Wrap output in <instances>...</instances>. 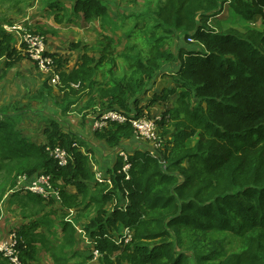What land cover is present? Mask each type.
<instances>
[{
  "label": "trees",
  "instance_id": "trees-1",
  "mask_svg": "<svg viewBox=\"0 0 264 264\" xmlns=\"http://www.w3.org/2000/svg\"><path fill=\"white\" fill-rule=\"evenodd\" d=\"M0 1L13 11L35 0ZM57 4L44 2L52 10ZM225 4L253 26L264 27V0H161L130 15L135 23L124 51H118L115 37L102 35L100 50L90 52L85 46L72 70L53 54L64 113L85 98L81 111L102 115L116 110L130 119L145 117L144 106H166L158 122L159 135L168 145L164 157L143 149L126 152L130 168L124 172L125 162L118 157L108 170L111 185L95 183L90 157L81 149L85 143L79 145L76 135L65 132L58 121L40 115L46 122V142L41 143L27 131L39 129L21 122L33 110L31 104L0 109V220L6 195L24 200L22 209L33 216L29 226L17 231L24 264L35 243L49 244L36 229H52L45 211L56 198L28 192L24 199L22 192L9 191L19 176L34 179L42 174L50 175L60 192L56 200L65 214L62 249L72 250L78 243L75 225L65 220L67 210L75 209L79 220L93 209L84 231L100 254L99 264H188L184 249L193 252L196 264H264V29H212L211 19ZM72 11L85 21L99 20L117 34L118 25L102 0H75ZM139 37L144 49L137 47ZM180 38H193L204 50L180 45L174 53ZM15 41L0 26V80L28 58ZM174 64L178 69L169 74L172 86L155 92L143 105L157 77L167 76L166 68ZM46 90L47 84L32 99L40 107L50 95ZM134 137L129 123H111L95 132L96 140L113 149ZM58 146L69 154L65 167L47 151ZM43 212L48 215L44 219L38 217ZM126 229L133 232L129 243L122 241ZM232 239L237 242L234 249ZM0 264H9L1 254Z\"/></svg>",
  "mask_w": 264,
  "mask_h": 264
},
{
  "label": "rangeland",
  "instance_id": "rangeland-1",
  "mask_svg": "<svg viewBox=\"0 0 264 264\" xmlns=\"http://www.w3.org/2000/svg\"><path fill=\"white\" fill-rule=\"evenodd\" d=\"M102 1L105 2V0H102ZM106 1H112V0H106ZM159 1H161V0H120L119 3L116 2L114 5H111L112 3L109 4V6H108L110 8L109 10L112 12H116L118 10V8L121 9L120 15H119L120 19L116 20L117 21L116 24L119 26L118 29L121 31L120 34L122 33V35H116L115 36L116 44L118 46V51H124L125 50V47L128 44V40H129V38H127L126 35L128 33H130V31L133 29V25L135 23V16H130V15L132 13L141 12L144 9L145 5L149 2H151V6L153 7ZM24 9L25 8H21L19 10L9 11L8 5L7 4L4 5L0 1V26L3 27V29H4V27H10L17 22L22 21L21 19H22V13H23ZM67 18H68V15H67ZM17 19H19V20H17ZM44 19H46L49 27L53 26L55 24V22L51 18L44 16ZM49 21H51V25H49ZM33 25H34V28L37 32L47 33L45 35V37L47 39L48 44H51L52 46H56V49H60L59 52H57V53H59L63 57L71 59L70 67H73L75 65V63L77 61H79V59H80L79 57L81 54H78L77 51L70 50V48H71V42L74 40H76V41L79 40V42H83L84 35L81 32L82 27H80V26L75 27V29L74 28L71 29L72 27L69 25H67V27H65V18H64L62 21V24L57 25V26L61 25L62 28H58V32L56 34L50 35V32H48V29H44L43 27H40L37 22H35ZM210 27L212 29L216 30L217 32L226 31V30L231 29V28L237 29L241 32H246L250 28H257L259 30L264 29V27L261 25V23L253 26L252 24L247 22L244 19V17L235 14L233 12V10L229 7L228 4L224 5L222 13L217 12L214 15V17L211 19ZM88 37L90 40V44H88V45H93L94 47L97 46V50L99 51L100 48L98 47V44H96L95 42H96L97 38H98V42H99L102 37L101 36L99 37L97 32L91 33ZM136 40H137L136 41L137 47L140 49H144L145 45L142 42L141 37L137 38ZM177 44H178V46L172 47V51L174 53H177V50L180 48V45H182L186 48H189V49H193V50H204L203 45L193 38L191 40H190V38H186V39L180 38ZM145 51H147V50H145ZM75 52H76V55H75ZM176 66L178 69V64L171 65L170 67H167L166 72L167 73L174 72V69L176 68ZM43 76H45V75H43ZM159 77H161V78H159ZM48 78L49 77H46V79H48ZM158 78L161 81H165L164 82L165 84L161 85V82H160V84L156 83L153 86L152 90H156V89L159 90L162 86L166 85V80L163 78L162 75H159L157 77V79ZM49 84H50V82H49ZM156 85H158V86H156ZM56 88H57V86H56ZM52 89H54V88L50 87V90H46L47 92H50L49 105H47L46 107L44 105H42L41 107H39L40 111H38V112L41 113L40 114L41 116L43 114V116L48 118V119L52 118L56 121H58V119H60L61 123L59 121L58 122L63 126L62 129L65 132H68L72 135H76L77 140H78L77 142L79 145H80V141H83L82 139L88 140L87 142H85L86 145L85 146L83 145V148H84L83 153L90 155L89 156L90 157V163L93 164V166L96 168V172H101L102 174L107 176V178H110V175L108 173V170H109L108 166L110 164H112V162L115 159H117L118 157H122L123 153L130 152V150L128 149L126 151H123V150L118 151L116 148H120V147H116L114 149L110 148L109 146H107L105 144V142H101L99 140H96V138H94L95 137V134H94L95 130L93 128V121L95 120L97 114H96V112H94V110H89V111L83 110V111H81V109L83 107V102L86 100V98L84 99L83 102L72 105L71 110L67 113H64L62 111V108L65 105V103L62 104L63 103L62 98L57 99V97L53 94ZM151 96H153V93H150L148 95V97H150V98H151ZM32 102H33V105L35 106V101H33L32 99H28V101L24 105L32 104ZM16 104H19L20 107L24 106V105H21L20 103H12L10 106H7V107H9V108L12 107V109H10V110L13 111L14 108L17 107ZM50 108H52L55 111L53 114L43 112L45 110H50ZM144 113H145V117H143V118H148V119L155 118L157 116L162 115L163 107H161V108L158 106H155L153 108H145L144 107ZM25 116H23L24 123H28L32 126V127H30L29 125L25 124L24 126L26 128L39 127V130L36 133H34L32 129H27V131L30 132L31 134H33L41 143H45L46 139L43 136V130H44L43 123L44 122L41 123L42 119L41 118L39 119L37 117L34 122H31L30 119L33 118L34 116L27 117V119H25ZM160 131L161 130L159 128L157 130V133H158L157 134V140H154V141H144L142 139H137L135 137L134 142H132V144L130 145L131 150L132 151H134L135 149L148 150L150 152H153L154 154L159 155L160 157H164V155H165L164 149L168 145L166 144V140H163L160 137V135H159ZM22 183L23 182H21V184ZM17 185H18V181L16 180L14 187ZM9 192L11 194V191H9ZM25 194L26 195L23 197L24 199L27 198V193H25ZM8 195H6V197L3 201L4 203L7 201L6 198H9ZM124 201L126 203H128L127 199H125ZM1 205H2V207L4 206L3 203ZM83 207L84 206H82V208ZM11 212L15 213L16 211L12 210ZM89 213H91V210L90 211L88 210L87 212H84L83 214H81V217L85 216L86 218H88V217H90L88 215ZM15 216H17V215H15ZM56 216L60 217L61 213L56 212ZM65 218H66V220H68V219L72 220V223L74 225H76L78 227V229L81 228L80 221H78L77 218H75L73 216H71V217L66 216ZM132 237H133V232L131 230L126 229L123 231L122 241H124V243H129L131 241ZM83 243L84 244L82 246V250L80 251V255L77 258H73L71 256V253H68L70 260L67 263L70 262L69 264H99L100 259L94 261L95 257H93L94 252H92V249L90 246V245H92L90 242V239L86 238ZM232 246H233V249L236 248L237 242L235 240H233ZM84 247H86V250H84ZM184 253L187 256L188 264H196L193 252L191 250L184 249ZM58 255H59L60 259H63L62 252H58ZM92 259H93V261H92Z\"/></svg>",
  "mask_w": 264,
  "mask_h": 264
},
{
  "label": "crops",
  "instance_id": "crops-1",
  "mask_svg": "<svg viewBox=\"0 0 264 264\" xmlns=\"http://www.w3.org/2000/svg\"><path fill=\"white\" fill-rule=\"evenodd\" d=\"M44 2H45V0H35L31 4V6L29 5L30 7L29 6H23L22 8H25V9L22 13V19L21 20H24L25 18H29L33 24L35 22H37L40 27H43L44 29H48V32H50V35L56 34L58 32V28H62L61 25L60 26H57V25L62 24V21L64 18H65V27H67V25L71 26L72 27L71 29H73V28L75 29V27H79V26L82 27L81 32L84 35L83 42H79V40H77V41L74 40L71 42V48H70V50L77 51L78 54H81L79 58H81L82 54L84 53V47L85 46H87L89 49H91L90 52H92V50H94V49L97 50V46L94 47L93 45H88V44H90V40H89L88 36L91 33L97 32L99 37L100 36L102 37V35H110L112 37H115L116 35H122V33L120 34L121 31L119 29H117V32H116L117 34H113V32L110 31V28H108V27L104 28L101 25V22L99 20L85 21L82 19V16H80V17L74 16L72 10H73L75 0H58L57 8H54L53 10L50 9L49 7L47 9L44 6ZM116 2L119 3L120 0H117V1L116 0H112V1H106L105 0L106 5H108V6L110 3H112L111 5H114ZM149 5L151 6V2L147 3L142 11H144ZM120 11H121V9H119V8L116 12H112L109 10V13H110V15H111V17L115 23H117L116 20L120 19V17H119ZM67 15H68V18H67ZM44 16L53 19L55 24L53 26L49 27L46 19H44ZM17 20H19V19H17ZM49 25H51V21H49ZM118 27L119 26H117V28ZM15 40H16V38H15ZM15 42H16L17 49L25 55V52L23 50V45L21 44V42L18 40H16ZM78 43L80 44V46L78 48H73L74 45H77ZM95 43L99 45L98 38H97ZM47 44H48V42H47ZM48 46H49V50L52 54H56V55L61 56L63 58V60L65 61V69L66 70H72L79 63L80 59H79V61H77L75 63V65L73 67H70V64H71L70 58L63 57L62 55L57 53V52H59L60 49H56V46H52L51 44H48ZM75 55H76V52H75ZM93 55L98 57L97 53H95ZM176 69H177V66L174 69V72L176 71ZM2 74H3V71L1 69L0 75H2ZM169 74L170 73H168L167 76L162 75L163 78L166 80V85L162 86L159 90L156 89V90H154V92H150V93H153V94L155 92L159 93L164 88H169L170 86H172L173 82H172V78L169 76ZM159 78H161V77H159ZM159 78L157 79L156 83L160 84V82H161V85L165 84L164 83L165 81H161ZM46 84L49 88L53 87L52 86L53 84L51 83L52 85H50L48 82V79H46L45 76L40 74L37 67L33 64V62L31 60H29V58H24L22 61L15 64L12 68L8 69L6 71L5 78L0 80V109L5 108L7 106H10L12 103H20L21 105H24L28 101V99H33L35 97H38L39 93L41 92V90L44 89ZM156 86H158V85H156ZM53 88H54V89H52L53 94L57 97V99L63 98V94L60 93L56 87H53ZM148 95L144 98V102L142 103L143 105H147L146 100L150 98V97H148ZM37 103L38 102L35 101V106H34L33 102H32L31 105L33 106L32 107L33 110L31 112H28V114H26L25 119H27V117H30V116H34L33 118L30 119L31 122H34L37 117L40 119L41 113H39L37 111V109L40 107V105ZM47 105H49V97H48L47 102L44 106L46 107ZM155 106H158L160 108L163 107V111L166 108L165 105H155ZM155 106H153V107H155ZM144 107L145 108H153V107H146V106H144ZM43 112L53 114L55 111L52 108H50V110H45ZM58 121L61 123L60 119H58ZM21 122L23 125L26 124V125H29L30 127H32L30 124L24 123L23 120ZM42 122H44V120H41V123ZM45 127H46V122L43 123V128H45ZM61 127H63V126L61 125ZM36 128L39 129V127H36ZM82 140L84 141V143L88 141V140H84V139H82ZM134 140H135V137L131 141L124 142L122 144V147L116 148V149L118 151H120V150L126 151L128 149L130 151H132L130 148V145L132 144V142H134ZM85 145H86V143L84 144V146ZM81 149H82V152H84L83 151L84 148H81ZM115 161H116V159L108 167L112 168ZM91 168L95 174V183H97L96 182V168L93 166V164H91ZM104 177L107 178V176H105V175H104ZM73 192H75V190H73ZM25 195H26L25 193H22V195H21L22 198ZM5 197H4V199H5ZM4 199H3V201H4ZM6 199H7V201L5 203L3 201L1 202V204L3 203L4 206L2 207V205H1V209H2L3 213H2V218L0 220V242L5 241L8 238L9 234L13 230L20 231L23 227L29 226L31 223V220L33 219V216H31L28 211L22 209L23 203H21V201H24V200L16 201V200H12L11 198H6ZM54 201H55L54 205H52L51 208L48 207L47 210L45 211L46 214L50 215V219L53 222L52 229L48 230L42 226H40L36 229L38 234L48 237L49 244L44 246L40 242L35 243V251H33V255H32L31 259H29L27 261V263H25V264H69L70 262L67 263L70 260L68 253H71V256L73 258H77L80 255V251L82 250L84 240L86 238L89 239L88 235L84 231V225H86L90 221V219H92L94 217L95 211L93 209L91 210V213L88 214L90 217L86 218L85 216H82L78 220V221H80V225H81L80 229H78V227L75 225V229H76L77 235H78V243H77L76 247L72 250L62 249V245H61L60 240H62L63 232H62V227L60 226V223L63 220V217L65 214L61 208V205H60L61 202L56 200V199H54ZM12 210H15L16 212L13 213V212H11ZM56 212H60L61 216L57 217ZM45 213L43 212L38 217H43V219L46 218L48 215L45 216ZM15 215H17V216H15ZM66 216H68V217L73 216L76 218V211L74 209H69V210H67ZM90 242L92 244L91 240H90ZM90 246H91L92 252L94 250H96L95 247L93 246V244ZM48 247L54 248L53 252H50L48 250ZM86 247H84V250H86ZM58 252H62L63 259H60ZM75 253H76V256H75ZM99 258L100 257L95 258L94 261L98 260ZM92 261H93V259H92Z\"/></svg>",
  "mask_w": 264,
  "mask_h": 264
},
{
  "label": "built area",
  "instance_id": "built-area-1",
  "mask_svg": "<svg viewBox=\"0 0 264 264\" xmlns=\"http://www.w3.org/2000/svg\"><path fill=\"white\" fill-rule=\"evenodd\" d=\"M33 26L34 25L30 19L25 18L10 27H4V30L9 34H12L16 40L21 42L23 50L29 60L33 62L41 74L50 78V83L56 86L61 81L60 70L57 69L56 60L49 50L46 37L37 32ZM191 39L192 38H190V40ZM130 118V116L120 111H108L102 115H96V118L93 121V128L95 131H102L111 123L119 125L129 123L135 129V137L137 139H142L144 141L157 140L158 122L161 121V116L150 119L143 117ZM47 151L58 162L59 166H67L69 154L66 149L58 146L54 148L49 147L47 148ZM150 153L152 156L157 155L153 152ZM122 157L125 162L123 171L128 172L130 168V165L128 164V154L123 153ZM17 181L18 185L11 190V193L30 192L46 199H60V192L54 187L50 175L42 174L34 179H30L28 176H19ZM21 182L23 183L21 184ZM96 182L99 184L107 183L111 185V179L105 178L101 172H96ZM68 221L72 223V220L68 219ZM20 241L21 239L19 238L17 230H13L5 241L0 242V254L9 262V264H24L22 260V252L19 247ZM93 252L95 258L100 256L97 250H94Z\"/></svg>",
  "mask_w": 264,
  "mask_h": 264
},
{
  "label": "bare ground",
  "instance_id": "bare-ground-1",
  "mask_svg": "<svg viewBox=\"0 0 264 264\" xmlns=\"http://www.w3.org/2000/svg\"><path fill=\"white\" fill-rule=\"evenodd\" d=\"M130 120V119H129Z\"/></svg>",
  "mask_w": 264,
  "mask_h": 264
}]
</instances>
